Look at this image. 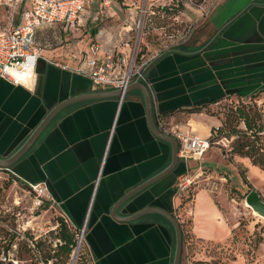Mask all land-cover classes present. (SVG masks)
<instances>
[{
	"label": "crops",
	"instance_id": "1",
	"mask_svg": "<svg viewBox=\"0 0 264 264\" xmlns=\"http://www.w3.org/2000/svg\"><path fill=\"white\" fill-rule=\"evenodd\" d=\"M208 20L209 32L154 56L145 68L147 82L136 79L122 98L65 109L9 169L23 183L48 184L70 226L86 227L84 246L93 264H173L175 229L158 211L173 214L181 225V264L187 218L190 233L202 242L217 245L231 235L232 227L207 191L182 204L177 183L191 170L189 163L179 159L165 174L173 148L155 134L153 124L159 112L208 137L217 121L188 110L264 91V0H218ZM35 76L31 87L0 77V159L13 157L55 107L113 91L97 90L89 78L45 59L38 61ZM140 83L147 86L152 107ZM197 206L217 226L207 239L190 216Z\"/></svg>",
	"mask_w": 264,
	"mask_h": 264
},
{
	"label": "rangeland",
	"instance_id": "2",
	"mask_svg": "<svg viewBox=\"0 0 264 264\" xmlns=\"http://www.w3.org/2000/svg\"><path fill=\"white\" fill-rule=\"evenodd\" d=\"M217 2L189 0L186 10L181 11L176 4L178 0H113L101 22L73 31L47 28L40 32L38 41L49 59L61 63L64 59L72 66L81 62L83 52L92 43L115 49V60L122 69L126 68L120 62L123 58L127 63L135 60L139 66L163 51L188 43L199 33L209 32L208 19ZM261 98L264 99V94ZM222 102L196 114L205 113L219 120L217 123L222 122L225 129L238 128L229 102ZM236 143L238 140L235 146ZM201 162L214 166L215 171H208L197 180L182 195V204L191 203L199 190L207 191L232 231L225 243L202 242L190 233L192 222L187 218L184 264H264V217L247 202L252 191L258 192L264 202V170L254 167L247 157L233 153L228 158L216 147ZM189 166L194 171L198 162L191 161ZM207 214L198 206L190 213L205 239L217 231L215 220ZM60 219L72 228L51 196L0 170V264H63L61 259L49 260L59 253ZM66 264H93V261L85 247L83 251L76 247Z\"/></svg>",
	"mask_w": 264,
	"mask_h": 264
},
{
	"label": "built area",
	"instance_id": "3",
	"mask_svg": "<svg viewBox=\"0 0 264 264\" xmlns=\"http://www.w3.org/2000/svg\"><path fill=\"white\" fill-rule=\"evenodd\" d=\"M112 5L113 0H0V77L14 85L31 87L36 80V65L39 60L45 59L57 67L89 78L97 90H120L122 97L136 79L147 82L145 68L148 62L138 66L135 60L127 63L123 58L120 62L123 61L126 68L122 69L115 60L113 53L116 51L113 48L92 43L83 52L85 55L81 62L72 66L49 59L39 44L38 37L42 30L52 27L69 31L87 28L101 22L105 10ZM226 101L235 106L254 102L262 108L264 116L262 98L237 96ZM154 120L162 133L177 140L179 159L187 164L191 161L198 162L194 171L189 170L178 178V195L188 193L191 186L208 171H215L214 167L204 166L201 162L204 154L212 147L219 149L228 158L233 155L237 136L221 134L219 126L213 127L208 137H202L191 126L183 128L178 123L170 122L159 112L155 113ZM260 134L264 135V129ZM0 170L10 173L9 170ZM29 185L34 190L51 196L56 202L47 183ZM85 233L86 227L77 230L78 250H84Z\"/></svg>",
	"mask_w": 264,
	"mask_h": 264
},
{
	"label": "trees",
	"instance_id": "4",
	"mask_svg": "<svg viewBox=\"0 0 264 264\" xmlns=\"http://www.w3.org/2000/svg\"><path fill=\"white\" fill-rule=\"evenodd\" d=\"M120 1L121 0H119V2ZM188 1L189 0H178V3H176L178 10H186V4L188 3ZM198 1L202 3L204 0ZM95 32L96 31H94V33ZM262 92L264 91H261L260 94L251 96V98H261V95L263 94ZM222 103V101L212 102V104L218 106H220ZM230 106L232 110V117L235 121H237V123H239V127L232 128V130L225 129L222 122H219L216 126L220 127V132L223 135L237 136L238 143H236V146H234V154H238L242 157L251 159V164L254 167H259L264 170V153H261V151L264 150V144H261V142L264 141V135L260 134L264 129V116L261 111L262 108L254 103L241 104L237 106L230 104ZM203 108L206 107H197L188 110L187 112L196 114L200 113ZM20 182L23 183L22 181ZM60 228L61 232L59 235V239L61 241V244L58 246L59 253L58 255H56V257H50L49 260L57 258V260L61 259L62 263L66 264L72 252L77 247V230L70 228L64 219H60Z\"/></svg>",
	"mask_w": 264,
	"mask_h": 264
},
{
	"label": "water",
	"instance_id": "5",
	"mask_svg": "<svg viewBox=\"0 0 264 264\" xmlns=\"http://www.w3.org/2000/svg\"><path fill=\"white\" fill-rule=\"evenodd\" d=\"M140 81V80H139ZM142 91L145 93L147 102L149 103L150 107H152V99L149 93V90L147 86H144L140 83ZM128 90L126 91L125 95L127 94ZM122 91L120 90H113V91H104V92H98L93 93L87 96L82 97H76L73 99H70L61 105L55 107L42 121V123L38 126V128L34 131V133L30 136V138L26 141V143L20 148V150L11 158L8 159H0V168L9 170L12 165L18 161L21 157H23L34 145V143L37 141V139L40 137V135L46 130V128L50 125V123L65 109L68 107H71L73 105L83 103L86 101L91 100H98V99H106L110 97H122ZM154 121V120H153ZM154 129L155 134L162 140L168 142L171 144L173 148V160L172 164L165 171L166 173H169L173 171V169L178 165L179 163V157H178V142L177 140L167 134L162 133L156 126L155 122ZM247 202L250 206L253 207V209L258 212L261 216L264 217V202L261 200V197L258 192L252 191L247 196ZM160 215L165 217L174 227L175 233H176V250H175V256H174V262L173 264H181L182 254H183V233L180 223L178 222V219L171 213L165 212V211H158ZM140 215H138L135 218H138Z\"/></svg>",
	"mask_w": 264,
	"mask_h": 264
},
{
	"label": "bare ground",
	"instance_id": "6",
	"mask_svg": "<svg viewBox=\"0 0 264 264\" xmlns=\"http://www.w3.org/2000/svg\"><path fill=\"white\" fill-rule=\"evenodd\" d=\"M255 214H257L256 212H255ZM258 215V214H257Z\"/></svg>",
	"mask_w": 264,
	"mask_h": 264
}]
</instances>
